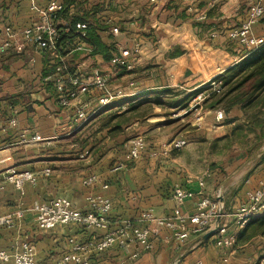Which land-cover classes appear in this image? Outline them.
Listing matches in <instances>:
<instances>
[{"label":"crops","instance_id":"0c3cea01","mask_svg":"<svg viewBox=\"0 0 264 264\" xmlns=\"http://www.w3.org/2000/svg\"><path fill=\"white\" fill-rule=\"evenodd\" d=\"M57 1L69 5L68 13L59 21L60 27L76 19H87L86 23L98 27L96 32L102 42L115 48L117 53L135 45L140 47V54L132 59L133 70L120 73L111 82L112 86L127 87L129 82H134L135 86L133 91L128 88L125 96L104 109L97 108V94L92 88L83 96L82 102L88 104L85 110L88 120L81 122L78 115L82 107L78 103L68 108L60 107L53 94V85L44 80L53 72L55 55L40 54L34 46L21 40L22 31L36 18L29 2L0 0V37L5 26L12 27L16 34L13 46L0 56V216L15 218L12 227L0 228V245L14 253L23 242H29L35 248L36 264H55L68 250L69 238L80 242L102 238L103 230L74 225L39 231L36 207L58 197L67 198L77 209H86L89 197L110 201L111 229L123 221L142 226L139 223L141 214L149 209L158 217L171 215L176 207L192 215L202 197L218 201L222 198L225 216L221 224L227 225L230 232L237 231L234 226L236 210L245 202L248 193L264 184V158L260 156L251 163L245 162L226 177L231 168L220 164L218 156L204 149H208L212 140L230 135L233 126L222 124L215 130L210 129V116L206 119L208 126L197 129L192 126L190 116L179 118L187 115L188 107L176 116L181 126L170 129H167L169 124L165 126L162 121L163 114L156 115V119L137 118L128 111L146 99L164 97L172 101L176 97L162 92H188L202 87L245 58L246 52L227 34L245 21L252 0H204L195 5L193 0ZM261 2L264 6V0ZM70 7H73L71 11ZM190 8L205 13L207 19L199 20ZM204 22L205 28L194 26V23ZM107 28H110L109 33ZM114 28L119 29L118 36L112 33ZM253 30L257 36H264V18ZM109 34L117 37V46L104 39L103 35ZM20 46L23 49L18 51ZM67 60L73 67L71 72L85 82L94 71L106 73L102 55L86 57L82 52H75ZM186 71L191 72L188 81L182 80L188 78L184 76ZM45 73L50 74L45 76ZM8 96H18L24 103L11 107L4 100ZM111 116L119 117L107 124ZM168 117L171 119L172 115ZM11 119L16 120L15 127L9 125ZM118 121L121 128L113 130ZM170 121L171 124L174 119ZM34 135H40L43 140L31 143ZM137 136L146 139L149 152L159 150L176 138L187 139L188 145L168 158L154 160L146 153L139 160L127 163L124 169L115 171V166L124 161L127 143ZM234 154L237 152L231 151L228 158L234 156L237 163L240 155ZM10 168L35 173L37 184H27L21 193L5 179ZM46 170L51 171L48 176L44 174ZM91 176H96L98 182L85 186L84 180ZM202 180L203 189L199 185ZM176 185L192 192L194 198L182 205L174 202L171 196ZM241 231H237L238 237ZM245 232L250 233L251 228L247 227ZM170 235L169 231L162 230L153 240L150 251L131 244L124 249L114 247L94 253L90 260L92 264H254L259 259L264 261V234L254 235L245 244L237 238L234 249L226 256L213 236L203 242L198 241L204 235L194 236L178 244L167 240ZM135 253L139 257L132 259Z\"/></svg>","mask_w":264,"mask_h":264},{"label":"built area","instance_id":"2783aa9c","mask_svg":"<svg viewBox=\"0 0 264 264\" xmlns=\"http://www.w3.org/2000/svg\"><path fill=\"white\" fill-rule=\"evenodd\" d=\"M30 4V10L36 18L32 24L25 28L21 33V40L25 44L35 47L40 54L55 55L56 61L53 64V72L44 80L50 82L58 92V103L62 108H68L73 103H78L82 109L79 112L78 119L87 121L88 104L83 103V96H86L91 89L97 94V108L104 109L112 105L116 100L128 93V88L133 91L135 83L129 82L128 86H112L111 82L117 79L122 72L133 70L132 59L140 54V47L135 45L131 49L121 50L114 54L112 59L105 63L106 73L100 74L94 71L92 76L85 82L78 74L71 72L68 66L67 57L75 52H82L86 57H92L94 48L87 42L88 23L77 22L75 25L66 23L63 31L69 33L75 29L78 34L75 39L67 43L65 47L58 46L61 37L59 21L65 17L68 9L63 3L57 0H48L44 5L40 4L43 0H26ZM86 2L88 0H81ZM156 2L157 0H151ZM204 0H193V5L199 4ZM243 1V0H239ZM73 7H70L71 11ZM195 12L199 20L207 19L205 13L190 8ZM264 18V6L261 0H252L249 2L247 18L239 25L234 26L228 31V38L240 46L245 52L252 53L264 46V36H257L253 30L254 25ZM114 36H118L119 29L112 30ZM14 33L12 27L5 26L3 34L0 37V56L6 54L13 46ZM23 46L18 48L21 51ZM65 54V55H64ZM81 66H78L80 69ZM196 93L188 103L189 116L192 126L197 129H205L208 126L206 119L212 118L210 129L219 128L225 121V114L222 109H210L206 101L213 95H219L222 92L218 79H212L202 87L193 89ZM9 125L15 127V119L9 120ZM43 139L40 135H34L30 142L37 143ZM188 145L187 139H172L163 144L159 150L149 152V145L143 136L130 139L126 146L124 161L115 166V171L125 168L127 163L139 160L144 154H148L152 159L168 158L173 152H178ZM50 170L45 171L49 175ZM6 181L13 185L21 193L24 187L36 185L38 175L30 171L18 172L10 168L6 175ZM98 182L96 176H91L84 180L85 186H92ZM201 189L204 188V181L199 183ZM194 198V194L185 189L182 185H176L173 189L171 199L183 204L186 200ZM112 211V204L108 200L89 197L88 207L86 209H77L67 198H54L46 204L36 207V225L39 231H53L59 226H78L87 229H98L105 231L101 239L97 241L80 242L75 238L67 240L68 250L62 254L55 264H92L90 257L94 253H102L114 247L124 249L131 244L141 245L143 251H150L155 238L159 236L162 230H167L171 235L168 241H174L178 244L184 243L191 237L202 236L214 228L217 219L225 216L224 207L218 200H211L202 197L196 206V212L192 215H186L181 211V207H176L173 213L167 217H158L152 209L141 214L139 223L123 221L115 228H110L109 215ZM222 212V214H221ZM19 215V214H18ZM17 215V216H18ZM20 216V215H19ZM264 216V184L254 192L247 194L244 203L238 207L235 214V229L243 230L251 221L260 219ZM14 217L0 216V228H10L14 225ZM230 232L227 225L221 224L213 237L216 245L222 250L223 256H226L230 250H233L238 238V232ZM35 248L29 242H23L20 248L14 253H9L0 245V262L3 264H36ZM138 253L132 255V259H137ZM226 262V257L224 258ZM254 264H264L263 260L256 261Z\"/></svg>","mask_w":264,"mask_h":264},{"label":"trees","instance_id":"16d2710c","mask_svg":"<svg viewBox=\"0 0 264 264\" xmlns=\"http://www.w3.org/2000/svg\"><path fill=\"white\" fill-rule=\"evenodd\" d=\"M69 3L70 1L67 2V4ZM68 6L65 5L66 11ZM86 20L82 18L76 19L71 24L75 25L77 22L86 23ZM194 26L205 28L207 24L206 22L194 23ZM60 29H62L61 37L58 41V46L60 47H65L67 43L71 42L78 35L75 29H71L69 33H65L63 27H60ZM97 29L98 27L96 25L88 22L87 42L94 48L93 54L102 55L105 61L108 62L116 53V49L113 47L110 48L102 42L96 32ZM68 66L72 71L73 67L70 66L69 62ZM49 74L45 73L44 75L48 76ZM218 81L220 82L222 92L219 95L213 94L206 101V105L210 109H222L225 114L223 125H231L233 129L230 135L212 140L208 144V150L210 153L220 155L224 150H230L234 145H238L251 153V146L255 147L264 144V46L255 52L247 53L245 58L238 64L227 69L218 78ZM164 93L172 95L173 92H162V94ZM53 94L56 98L59 97L56 90ZM189 99L190 97H187L184 100L185 103ZM4 100L11 107L24 103L23 100L18 99V96H8ZM140 107V105H136L130 108L128 112H131L134 117L144 118L146 115L139 114ZM117 117L111 116L107 120V124L111 123ZM126 121H129V119ZM123 122H125V119ZM115 125L116 127L113 130H119L121 128L120 121ZM261 158L263 159L264 155ZM247 227L251 228V232L248 234L245 232ZM256 234H264V216L251 221L239 234L238 242L245 244Z\"/></svg>","mask_w":264,"mask_h":264},{"label":"rangeland","instance_id":"374dc122","mask_svg":"<svg viewBox=\"0 0 264 264\" xmlns=\"http://www.w3.org/2000/svg\"><path fill=\"white\" fill-rule=\"evenodd\" d=\"M110 28H107V33H109ZM104 39L108 42V43H113L111 44L112 46H117L119 44L118 41H116L117 37H114L113 35H103ZM118 40V39H117ZM116 51V50H115ZM117 53V52H116ZM191 76H189L188 78H182V80L188 81L190 79ZM187 89V88H186ZM188 89H190V87H188ZM177 91V90H175ZM187 93V94H186ZM195 91L193 89H190L188 92H186V90H178L177 92L172 93V97H176L174 100L170 101L167 100V98H152L150 99H146L143 101H140L138 103V105H140V110H139V114H144L146 115L145 118L147 117H151V118H155L157 117L156 115L163 114L162 118L165 123V126H168L169 124V128H178L179 126H181L182 122L179 121V118L184 119V117H188L189 118V112H188V106L187 104L190 102V100L193 98V96L195 95ZM190 97V99L187 101L186 104H184V100ZM161 103V104H158ZM187 108V115L184 116H179V118H177V114L179 112L182 111V109ZM171 119H174V122L170 124V118L168 116H171ZM173 115L176 117L174 118ZM183 115V114H181ZM156 119V118H155ZM154 119V120H155ZM186 120V119H185ZM180 122V123H179ZM171 125V126H170ZM166 129V128H164ZM190 129V128H189ZM195 143V142H194ZM242 147V146H241ZM238 145H234L232 147V149L230 150H224L222 154L217 155L215 153H210L211 155L214 156H218V160L220 164H226L228 165V168L230 169L228 172V175L226 177H228L229 175H231L232 173H234L239 166L243 165L245 162H249L254 156L258 155V153L260 151H262V149H264V144L261 146H251V153L247 152L245 150V148H241ZM206 151V153H209L208 149H204ZM233 151V153L237 152V154L234 155H240L239 157H237V160L239 162H234L235 160L233 159V157L229 160V153ZM225 179V178H224ZM261 260V259H259ZM258 260V261H259Z\"/></svg>","mask_w":264,"mask_h":264},{"label":"water","instance_id":"95a60500","mask_svg":"<svg viewBox=\"0 0 264 264\" xmlns=\"http://www.w3.org/2000/svg\"><path fill=\"white\" fill-rule=\"evenodd\" d=\"M190 75H191V72L190 71H186V73H185L184 76L185 77H189ZM262 155H264V149H262V151H260L258 153V155L254 156L249 162L251 163V162L255 161L258 157H260ZM219 201L221 202V204L224 207V204H223L224 203V200L222 198H220ZM221 214H222V212H221ZM220 225H221V218L218 219L216 228L213 229L212 231L204 234V236L198 242H203V241H206L209 238H211L214 235V233L216 232V230L220 227ZM181 260H182V258H180L178 262H180Z\"/></svg>","mask_w":264,"mask_h":264}]
</instances>
